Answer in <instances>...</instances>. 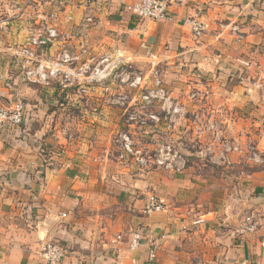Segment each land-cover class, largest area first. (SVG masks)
I'll return each instance as SVG.
<instances>
[{
    "label": "crops",
    "instance_id": "1",
    "mask_svg": "<svg viewBox=\"0 0 264 264\" xmlns=\"http://www.w3.org/2000/svg\"><path fill=\"white\" fill-rule=\"evenodd\" d=\"M135 1L0 0V17L7 20L0 28V106L11 95L35 90L15 54L27 28L55 23L59 34L65 26L84 31L90 16V32L110 28L148 54L198 71L205 100L194 107L216 116L204 122L215 121L222 144L217 150L210 146L212 136L202 128L206 138L203 142L199 134V154L230 159L188 158L181 173L153 168L130 174L127 165L113 167L105 155L109 136L102 128L109 118H86L82 133L71 127L78 118L71 123L34 118L37 110L27 108L19 126L0 125V264H48L39 252L43 241L67 248L70 264L264 262V168L256 175L252 163L244 166L249 146L264 145V0H172L170 20L130 15L126 5ZM52 12L57 19L49 18ZM194 15L206 26L200 36L186 22ZM233 24L240 39L230 31ZM50 48L39 49L38 57L46 59ZM84 135L93 139L91 145ZM238 148L240 153L231 152ZM149 193L162 198L166 208L143 213ZM249 214L254 230L241 231ZM134 231L141 233V246L130 250ZM151 246L155 258L149 261Z\"/></svg>",
    "mask_w": 264,
    "mask_h": 264
},
{
    "label": "rangeland",
    "instance_id": "2",
    "mask_svg": "<svg viewBox=\"0 0 264 264\" xmlns=\"http://www.w3.org/2000/svg\"><path fill=\"white\" fill-rule=\"evenodd\" d=\"M85 29L83 31L74 26L60 28V41L51 46L46 57V59L54 60L57 53L63 50H66L68 54L79 55V59L75 62V71L78 76L72 84L65 81L64 85H60L55 80H50L46 86L38 83L31 84L35 89L33 95L20 92L19 95H11V99L21 100L26 110L27 108H30V111L37 110L34 118H67L68 123H71L70 118H78L80 123L74 119L75 123L71 124V127L76 130V125L79 126L82 133H85L88 128L86 118H109L102 128L104 129L102 135L109 136L104 140L105 155L113 167L118 166V163L127 165L126 169L128 168L130 174L135 170L142 172L153 168L163 172L181 173L190 162L188 158H193L196 163L199 162L197 157L202 158L204 163L206 159L210 163L218 162L220 159L225 160L226 163L230 159L229 155L215 157L213 153L199 154L198 148L201 146L199 134H202L200 137L204 140L203 142L206 138L201 131L202 128H204L203 131L208 129L212 136L210 146L217 150L222 144L217 138L219 129L215 121L204 122V118H216V116L210 112L207 113L204 109L195 110L196 107H194L197 104L200 107L205 100L202 96L204 80L197 75L198 71L189 70L187 65L171 60L170 57L155 53L148 54L143 47L128 43V37L124 40L120 38L126 34L118 33L110 28H101L93 32ZM67 63L64 67L74 71ZM106 64L108 65L105 70L106 77L90 76L92 68L101 69L106 67L104 66ZM155 79L160 81L158 87L154 85ZM80 86H84L82 87L85 88L84 91ZM160 88L164 90V94L159 91ZM144 96L148 98L144 99ZM174 107L177 108L176 112H172ZM151 115L159 118L158 122L152 121ZM166 118H173L175 122L171 123L169 128H167L169 120ZM183 120L184 123H182ZM258 127L256 125L257 129ZM124 135L128 137L130 147L138 151L136 155L139 156L140 154L146 157L153 155L158 146L169 144L176 153L178 152L177 154H180V158L173 161H183L184 168L180 171L167 170L153 166L152 163L144 168L135 155L123 151ZM84 137L86 136H82ZM87 139L91 145L93 141L90 140L93 139ZM97 140L98 144L102 143L101 139ZM231 150V152H241L239 148ZM247 150L250 154L249 160L244 161V158L240 157L238 162L244 161L245 167L251 166L247 164L252 163L257 175L264 168V145L256 142ZM187 151H196L197 156L193 154L189 156ZM77 154L87 155L79 150ZM255 178L257 180L258 177Z\"/></svg>",
    "mask_w": 264,
    "mask_h": 264
},
{
    "label": "built area",
    "instance_id": "3",
    "mask_svg": "<svg viewBox=\"0 0 264 264\" xmlns=\"http://www.w3.org/2000/svg\"><path fill=\"white\" fill-rule=\"evenodd\" d=\"M104 4L110 3L112 0H102ZM186 0H180V2H185ZM172 0H137L126 5V11L130 15L135 16L141 19H151V20H170L172 19V14L169 13L170 4ZM57 13L52 12L49 14L50 19H57ZM42 18V17H41ZM40 18V19H41ZM93 22L90 16L85 18L84 28H88L89 24ZM186 22L190 25V28L195 36H200L205 30V24L200 20L198 15L190 16L186 19ZM6 18L0 17V28L6 26ZM234 38L240 39L241 33L237 24H233L230 28ZM58 26L55 23H44L42 25L31 24L27 28V33L24 37V41L15 52L19 57L20 67L24 79L28 83L32 84H48L50 80L57 81L60 85H64L65 81H69L71 84L74 80L77 79L78 74L75 69V62L79 59L78 54H68L66 50L58 52L54 60L51 59H40L38 57L39 49L49 48L54 45L59 38ZM69 61V63H67ZM71 69L70 71L64 67V64ZM239 63L244 67L249 68L251 63L245 60H239ZM99 69L98 67L92 68L90 70V76L97 75L99 78L106 77V68L107 64ZM85 67V66H84ZM83 68V67H80ZM89 69V68H88ZM87 70V69H86ZM86 70L84 72H86ZM72 77H71V76ZM261 76L264 78V70L261 71ZM72 78V79H70ZM160 81L155 79L154 85L159 86ZM76 86V85H75ZM82 88V87H81ZM83 91L85 88H82ZM161 93L164 94L162 88L159 89ZM151 94V93H150ZM152 95V94H151ZM144 99H147L148 96H144ZM167 100V99H166ZM25 105L21 100L9 99L6 103L0 106V125L7 124L9 126H19L24 117H25ZM177 108L174 107L172 112H176ZM152 121L156 120L158 122L159 118H156L155 115H151L150 118ZM169 120L167 122V128H169L173 122V118H166ZM143 123V121H141ZM174 125V124H173ZM122 149L123 151L131 152L135 155L137 161L140 165H143L144 168H147L149 163H152L153 166H158L167 170L180 171L184 168L183 161L177 162L173 161L176 158H180V154L176 153L169 144L160 145L155 149L153 155L143 156L138 154V151L130 147L129 139L126 135L123 136ZM202 154V153H201ZM123 156V154H121ZM173 161V162H171ZM166 208L165 202L162 198L156 196L153 193L147 194L146 202L142 209L143 213L149 214L156 211H162ZM252 215L249 214L244 217L243 226L241 231L252 232L254 230V225L252 223ZM120 236H117L119 238ZM141 233L132 232L129 249L135 250L141 246ZM39 252L41 258L48 264H70L65 261V258L68 254L67 248L55 241H43L39 245ZM155 258V249L154 246L149 248L148 259L152 261ZM240 264H264L260 261H249L247 259H242Z\"/></svg>",
    "mask_w": 264,
    "mask_h": 264
}]
</instances>
